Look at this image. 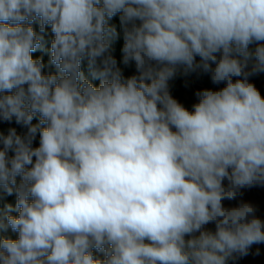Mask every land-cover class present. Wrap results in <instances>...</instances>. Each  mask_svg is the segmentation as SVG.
Wrapping results in <instances>:
<instances>
[{
  "label": "clouds",
  "instance_id": "obj_1",
  "mask_svg": "<svg viewBox=\"0 0 264 264\" xmlns=\"http://www.w3.org/2000/svg\"><path fill=\"white\" fill-rule=\"evenodd\" d=\"M178 73L223 86L189 110ZM260 73L264 0H0V123L23 129L0 131V264H229L264 244L257 208L224 204L264 187Z\"/></svg>",
  "mask_w": 264,
  "mask_h": 264
},
{
  "label": "rangeland",
  "instance_id": "obj_2",
  "mask_svg": "<svg viewBox=\"0 0 264 264\" xmlns=\"http://www.w3.org/2000/svg\"><path fill=\"white\" fill-rule=\"evenodd\" d=\"M110 23L116 25L118 32H120L119 38L113 42L112 45V55L117 59L118 66L122 69L124 75L130 76L135 74V66L134 64H130L128 66L123 65L122 63V46H123V37L122 32L120 30L119 17H114ZM38 31V25H37ZM47 43L46 45L50 46L51 40V32L48 29L46 35ZM251 49L254 50L255 45L250 46ZM35 57L42 56L45 62V71H54V68L48 67V60L50 58V53H45L44 51L38 50L34 53ZM82 71H84L85 75L90 79V81L97 85L99 84L98 80H92L91 76L88 74L86 62L82 64ZM250 82L255 84L257 89L261 92V95L264 96V73H260L256 76L250 77ZM223 85H213L210 81V77L207 74H198L191 73L187 76L182 74H177L175 78L169 81L170 92L174 98H176L179 102L184 104L189 110H191V106L196 102L195 92L198 90H202L204 88H212L218 89ZM17 127L18 132L23 131L19 126L8 123H0V131H3L7 134V130L9 127ZM241 201L252 203L256 208V215L264 220V187L256 186L252 188L241 189V194L237 196L235 200L232 201H224L225 206L232 207L237 206ZM12 203L15 204V195L7 196L3 195L2 199H0V207H3L4 204ZM214 230V225L207 226ZM5 235L11 236L13 238L16 237L17 234L12 233L10 230ZM257 250L258 253L257 254ZM96 255L100 258H103L102 253H96ZM229 264H264V244L253 245L247 256L237 257L235 260H230Z\"/></svg>",
  "mask_w": 264,
  "mask_h": 264
},
{
  "label": "trees",
  "instance_id": "obj_3",
  "mask_svg": "<svg viewBox=\"0 0 264 264\" xmlns=\"http://www.w3.org/2000/svg\"><path fill=\"white\" fill-rule=\"evenodd\" d=\"M34 27H37V25H34ZM50 46H48V45H45V50H43L45 53H50ZM33 55H34V53H33Z\"/></svg>",
  "mask_w": 264,
  "mask_h": 264
}]
</instances>
